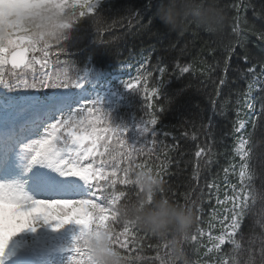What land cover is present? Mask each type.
Segmentation results:
<instances>
[{
    "label": "trees",
    "instance_id": "1",
    "mask_svg": "<svg viewBox=\"0 0 264 264\" xmlns=\"http://www.w3.org/2000/svg\"><path fill=\"white\" fill-rule=\"evenodd\" d=\"M219 4L225 24L213 36L195 26L170 31L156 16L155 0H103L96 12L64 30L66 39L46 38L47 55L41 52L51 66L49 76L70 86L85 70L90 71V80L108 78L128 63L131 68L138 66L139 74L156 90L151 100L140 87L127 91L121 101L102 103L111 127H129L123 137L113 139L110 150H126L120 147V139L127 146L135 144L138 151L133 153L130 178L135 179L138 164L150 169L164 181L163 195L193 207L195 218L178 246L171 235H153L136 226L135 235L129 234L135 243L121 250L134 258L131 264L212 260L264 264V0H219ZM75 19L70 12L65 17L67 22ZM39 66L36 63L34 68L42 73ZM32 70L22 71L30 74ZM249 91L255 111L247 128L250 199L235 234L219 251L206 253L202 246L206 238L200 231L206 229L217 207L215 189L224 186L228 170L238 162L236 127L239 110L249 112L245 107ZM153 118L156 123L149 124ZM145 124L154 134L138 135L137 128ZM126 166L121 164L120 169ZM113 170L105 167L106 173ZM117 174L123 177L119 169ZM99 183L103 187L107 182ZM120 193L123 196L113 206L120 216L108 222L117 232L124 227L121 209L146 195L135 184L117 182L114 190L108 188L100 197L107 206L111 196Z\"/></svg>",
    "mask_w": 264,
    "mask_h": 264
},
{
    "label": "snow or ice",
    "instance_id": "2",
    "mask_svg": "<svg viewBox=\"0 0 264 264\" xmlns=\"http://www.w3.org/2000/svg\"><path fill=\"white\" fill-rule=\"evenodd\" d=\"M101 2L0 0V256L6 253L10 240L18 232L37 220L55 221L57 229L66 224L79 226L72 245V251L79 256L74 264H94L88 248L92 234L106 233L120 251H127L135 243L129 238L130 233L135 235L133 222L125 219L120 232L108 223L120 216L113 206L123 193L112 195L107 206L103 200L97 203L101 199L97 193L103 196L108 188L114 190L117 182L137 185L129 175L133 153L138 151L135 144L127 146L120 139V147L126 150H110L113 139L123 137L129 127H111L110 114L102 110L99 99L81 104L79 95L59 91L69 88L67 81L54 80L47 72L34 68L35 53L47 55L46 38L58 42L66 39L64 30L80 17L96 12ZM155 4L157 11L160 0H155ZM77 8L81 10L77 12ZM69 12L76 19L66 22ZM30 68L33 69L30 74L22 71ZM125 86L131 91L136 88L132 83ZM76 87H83V83L77 82ZM26 115L35 118L22 119ZM148 123L155 124L156 119ZM100 125L105 126L100 128ZM137 132L154 134L148 125L140 126ZM106 155L108 159H104ZM97 157H100L98 161ZM124 163L127 166L120 169ZM108 166L114 169L111 173L104 171ZM117 169L123 172L122 178L118 177ZM101 180L107 182L103 187ZM38 196L44 198L37 199ZM75 196L89 198L57 199ZM243 211L242 207L235 211L233 230L239 227ZM126 257L131 264L134 258Z\"/></svg>",
    "mask_w": 264,
    "mask_h": 264
},
{
    "label": "rangeland",
    "instance_id": "3",
    "mask_svg": "<svg viewBox=\"0 0 264 264\" xmlns=\"http://www.w3.org/2000/svg\"><path fill=\"white\" fill-rule=\"evenodd\" d=\"M103 1V0H102ZM71 4L72 0H68ZM76 10H81L77 8ZM67 22V21H66ZM137 68L125 69L118 73L114 80L117 83L135 84L136 87L142 85L143 91L147 99L151 100L152 97L156 96V90L149 87L146 77L139 75ZM44 72L49 73V65L44 68ZM89 71H86L84 76L80 79V83H83V87L77 88H67L59 89V91H71L81 97V104H87L88 101L93 99H99L100 101L109 100L113 97L122 96L120 88H117L112 82L104 81L101 79L99 83H92L88 80ZM85 77H87L85 82ZM77 84V83H76ZM128 88L125 86V90ZM252 91L247 93L245 98V107L251 108L250 99L252 98ZM77 108L80 105L76 106ZM240 117L237 124V137L236 144L234 148L235 155L239 159L237 163L233 164L227 172L224 180V186L215 189L214 196L216 202V209L212 212L211 219L208 222L206 229L200 232L201 236L206 238V243L203 244L205 251L215 252L221 245L226 243L228 239L234 235L237 228L233 230L231 227L232 220L235 211L239 208H245L248 204L250 193L247 189V181L250 178V173L247 169L246 160L248 156V139L245 134L247 128V123L249 118L243 116V109L239 110ZM35 118L31 116L27 120ZM79 119V117H78ZM146 125V124H145ZM89 161H84L87 164ZM94 167L97 165L94 164ZM139 170L141 168H138ZM94 182V181H93ZM98 195V193H97ZM37 199H43L44 197L38 196ZM87 199L89 197H64L63 199ZM60 199V198H58ZM234 205L236 208H234ZM241 219V217H240ZM53 222H45L44 220H37L32 226L26 227L20 232H18L9 242L7 251L10 249H20V250H34L38 252L45 251L41 256V261L39 264H64V259L72 260L79 257L75 252L72 251V245L74 243V238L79 233V226L74 224H66L64 227L58 230L53 229ZM28 234V237L25 235ZM62 248L64 252V257L58 255L61 252L57 246ZM6 254L0 256V264H6L4 258ZM207 264H219L217 261L213 260Z\"/></svg>",
    "mask_w": 264,
    "mask_h": 264
},
{
    "label": "clouds",
    "instance_id": "4",
    "mask_svg": "<svg viewBox=\"0 0 264 264\" xmlns=\"http://www.w3.org/2000/svg\"><path fill=\"white\" fill-rule=\"evenodd\" d=\"M156 16L170 31L195 26L213 36L220 34L225 24L219 0H160ZM135 182L146 195L141 201L121 209L122 218L153 235H171L174 245L178 246L194 222V208L163 195L164 181L150 169L138 170ZM88 248L94 264H129L128 258L114 247L106 233L90 235Z\"/></svg>",
    "mask_w": 264,
    "mask_h": 264
},
{
    "label": "bare ground",
    "instance_id": "5",
    "mask_svg": "<svg viewBox=\"0 0 264 264\" xmlns=\"http://www.w3.org/2000/svg\"><path fill=\"white\" fill-rule=\"evenodd\" d=\"M28 116H30V115H26V116L22 117V119H26V118H28ZM58 198L63 199L64 197H57V199H58ZM70 198H71V197H70ZM52 226H53V229H54V230H58V229L56 228V226H55V221H53V225H52ZM59 229H61V228H59ZM25 234H26V233H25ZM25 236L28 237V234H26ZM8 263L11 264V263H12V260H10Z\"/></svg>",
    "mask_w": 264,
    "mask_h": 264
},
{
    "label": "water",
    "instance_id": "6",
    "mask_svg": "<svg viewBox=\"0 0 264 264\" xmlns=\"http://www.w3.org/2000/svg\"><path fill=\"white\" fill-rule=\"evenodd\" d=\"M37 54V53H36ZM30 55V54H29ZM36 58H37V56H36Z\"/></svg>",
    "mask_w": 264,
    "mask_h": 264
}]
</instances>
